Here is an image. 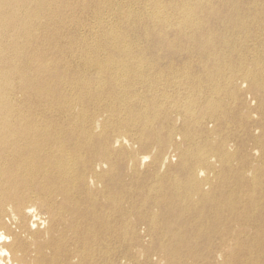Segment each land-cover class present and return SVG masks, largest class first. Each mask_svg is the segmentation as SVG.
I'll use <instances>...</instances> for the list:
<instances>
[{
  "label": "bare ground",
  "instance_id": "obj_1",
  "mask_svg": "<svg viewBox=\"0 0 264 264\" xmlns=\"http://www.w3.org/2000/svg\"><path fill=\"white\" fill-rule=\"evenodd\" d=\"M0 264H264V0H0Z\"/></svg>",
  "mask_w": 264,
  "mask_h": 264
}]
</instances>
